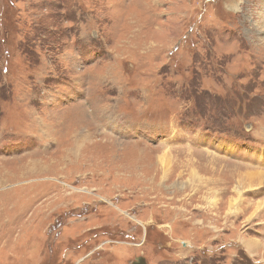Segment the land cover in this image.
Returning <instances> with one entry per match:
<instances>
[{"label": "rangeland", "instance_id": "1", "mask_svg": "<svg viewBox=\"0 0 264 264\" xmlns=\"http://www.w3.org/2000/svg\"><path fill=\"white\" fill-rule=\"evenodd\" d=\"M261 178L264 0H0V264H264Z\"/></svg>", "mask_w": 264, "mask_h": 264}, {"label": "bare ground", "instance_id": "2", "mask_svg": "<svg viewBox=\"0 0 264 264\" xmlns=\"http://www.w3.org/2000/svg\"><path fill=\"white\" fill-rule=\"evenodd\" d=\"M93 118V117H92ZM104 119V118H103ZM94 121V120H93ZM93 121L91 122H88L89 123V125H93L92 123H93ZM97 124V123H96ZM103 124V123H102ZM83 126H84V124H82ZM81 125V126H82ZM87 126V125H86ZM97 126H98V124H97ZM85 130V129H84ZM81 132V129H76L75 130V135H78L79 133ZM71 133V132H70ZM88 133V132H87ZM93 134V133H92ZM92 136V135H91ZM90 135H88V136H86L85 134H83V136H80L78 139H75L74 141H73V143H72V147L74 148V149H70L71 148V146H68V151L67 152H69L68 154H70V155H72L71 153H70V151H76L77 149H79V147L81 148V146H80V143L81 142H85V141H87L90 137H91ZM95 136V135H94ZM96 138V137H95ZM91 139V138H90ZM94 139V138H93ZM54 140V139H53ZM82 144V143H81ZM64 146V145H63ZM83 147V146H82ZM45 148V147H44ZM38 149H41V148H38ZM73 155H75L76 156V154H73ZM78 155V154H77ZM28 166L27 165H24L23 164V167L22 168H30L29 170H32L31 172H34V171H36L37 169H38V167H40V165L42 164V162H41V160H30V161H28ZM44 165V164H43ZM43 165H41V166H43ZM49 167V166H48ZM45 168H46V166H45ZM45 168H43L44 169V171H42V170H40L39 171V169H38V172H37V174L39 173H43V172H46V170H45ZM50 168V167H49ZM47 169V168H46ZM26 170V169H25ZM24 174V173H23ZM26 175V174H25ZM31 175V174H30ZM169 176V175H168ZM6 177V176H5ZM262 179V178H261ZM1 181V180H0ZM3 181V180H2ZM149 181V180H148ZM213 181V180H212ZM259 182V184H262V183H264V180L262 179V180H260V181H258ZM207 184V183H206ZM214 184V183H213ZM258 184V183H257ZM234 202H235V199H232V201H230V205H234Z\"/></svg>", "mask_w": 264, "mask_h": 264}, {"label": "water", "instance_id": "3", "mask_svg": "<svg viewBox=\"0 0 264 264\" xmlns=\"http://www.w3.org/2000/svg\"><path fill=\"white\" fill-rule=\"evenodd\" d=\"M134 264H147L144 258H138Z\"/></svg>", "mask_w": 264, "mask_h": 264}]
</instances>
